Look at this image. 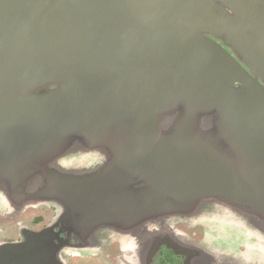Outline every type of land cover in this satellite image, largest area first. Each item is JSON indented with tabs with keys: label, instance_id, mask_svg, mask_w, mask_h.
I'll return each instance as SVG.
<instances>
[{
	"label": "water",
	"instance_id": "1",
	"mask_svg": "<svg viewBox=\"0 0 264 264\" xmlns=\"http://www.w3.org/2000/svg\"><path fill=\"white\" fill-rule=\"evenodd\" d=\"M0 187L66 236L27 231L0 264L206 202L264 231V0H0Z\"/></svg>",
	"mask_w": 264,
	"mask_h": 264
},
{
	"label": "flooded vegetation",
	"instance_id": "2",
	"mask_svg": "<svg viewBox=\"0 0 264 264\" xmlns=\"http://www.w3.org/2000/svg\"><path fill=\"white\" fill-rule=\"evenodd\" d=\"M79 162L71 161L81 176L92 173L88 165L79 167ZM3 193L0 187V245L21 242L27 231L60 233L56 205L32 203L27 196L9 198ZM231 206L206 202L199 216L189 212L125 230L85 225L83 243L74 240V235L68 239L72 246L82 245L81 253L66 254L63 264H264V231L259 226L263 222L250 213L253 218L241 217ZM89 221L87 218L85 223ZM59 237L66 238L63 233ZM38 262L58 264L48 258Z\"/></svg>",
	"mask_w": 264,
	"mask_h": 264
}]
</instances>
